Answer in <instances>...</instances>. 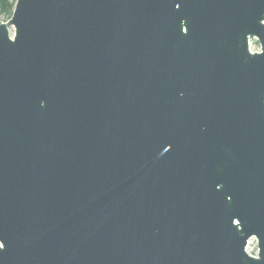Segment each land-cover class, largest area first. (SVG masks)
Returning <instances> with one entry per match:
<instances>
[{
	"label": "water",
	"instance_id": "1",
	"mask_svg": "<svg viewBox=\"0 0 264 264\" xmlns=\"http://www.w3.org/2000/svg\"><path fill=\"white\" fill-rule=\"evenodd\" d=\"M0 264H264V0H16Z\"/></svg>",
	"mask_w": 264,
	"mask_h": 264
},
{
	"label": "trees",
	"instance_id": "2",
	"mask_svg": "<svg viewBox=\"0 0 264 264\" xmlns=\"http://www.w3.org/2000/svg\"><path fill=\"white\" fill-rule=\"evenodd\" d=\"M16 0H0V19L7 21L10 19Z\"/></svg>",
	"mask_w": 264,
	"mask_h": 264
},
{
	"label": "built area",
	"instance_id": "3",
	"mask_svg": "<svg viewBox=\"0 0 264 264\" xmlns=\"http://www.w3.org/2000/svg\"><path fill=\"white\" fill-rule=\"evenodd\" d=\"M252 41H255V40H252ZM252 41L249 42V50H250V52H251V53L259 52V51H260V47H259V45L257 44L256 41H255V42H256V46H255L253 49L250 48V45H251V42H252ZM251 240H252V239H251ZM249 246H250V240L247 242V245H246L245 251H246V253H247L248 255L255 257L256 254H257V248L251 253V252L249 251Z\"/></svg>",
	"mask_w": 264,
	"mask_h": 264
},
{
	"label": "rangeland",
	"instance_id": "4",
	"mask_svg": "<svg viewBox=\"0 0 264 264\" xmlns=\"http://www.w3.org/2000/svg\"><path fill=\"white\" fill-rule=\"evenodd\" d=\"M5 21H3L2 19H0V23H4ZM10 32V35L11 33L13 32L12 29L9 30ZM256 46V42L255 41H252L251 42V45H250V48L253 49L254 47ZM256 249V242L255 240H250V246H249V251L252 253L254 250Z\"/></svg>",
	"mask_w": 264,
	"mask_h": 264
}]
</instances>
